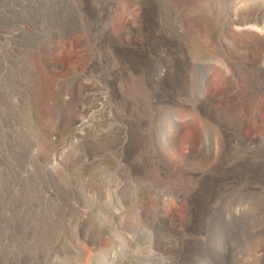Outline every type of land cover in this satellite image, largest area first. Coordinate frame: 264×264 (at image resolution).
<instances>
[{"label":"rangeland","instance_id":"374dc122","mask_svg":"<svg viewBox=\"0 0 264 264\" xmlns=\"http://www.w3.org/2000/svg\"><path fill=\"white\" fill-rule=\"evenodd\" d=\"M239 1L0 0V264H100L122 246L168 264H264V70L250 75L255 35L228 21L264 0ZM79 76L84 106L102 91L116 117L72 148V117L95 110L76 109ZM169 116L185 122L175 150Z\"/></svg>","mask_w":264,"mask_h":264},{"label":"bare ground","instance_id":"6f19581e","mask_svg":"<svg viewBox=\"0 0 264 264\" xmlns=\"http://www.w3.org/2000/svg\"><path fill=\"white\" fill-rule=\"evenodd\" d=\"M241 1L244 2V0H241ZM239 3H241V2L239 0H237V2L235 3L234 6L240 5ZM263 18H264V9L262 8V6H261V8L256 9V11L254 10V11H252L250 13H246V14H244L243 12L236 13V11L233 13V11H232V13L230 14V16L228 17V21H231V24H234V23H239V24L242 23L243 24L244 23L243 24L244 26H238L239 29L240 30L241 29H243V30L249 29L255 35V39H256V42L258 44V50H259L258 57H256V59L254 60V62H252V64L247 65V68H248L247 70L250 73V75L251 74L255 75V74L258 73V76L259 77L261 76V72L264 70V21H262L263 23L261 25L258 23V21L263 20ZM252 21H254V23H252ZM108 35H109V32H108ZM154 39L156 41V38H154ZM149 44L151 45V43L148 42L147 45H149ZM225 45H227V44H225ZM171 51L173 53H175V50L173 48H171ZM160 54H161V57H162L163 56L162 53H160ZM226 57H227V60H228V65H226L227 67L230 65L234 69L238 70V73L239 72H243V70L245 69V66L244 65L239 64L238 63L239 61L238 62L235 61L236 58H234L231 55H228L227 54ZM233 58H234V60H233ZM228 77L231 80V77L232 76L228 74ZM78 79L80 81L79 82V84H80V87H79L80 88V93L78 95L77 101H75V103L77 102L76 103V109L81 110L85 115L88 114L89 111H92V109H95V110L92 112L91 115L88 116L87 119H86V117H80V118H76V117L73 118L72 117L71 126L76 131L75 133H76V136H77V139L71 143V147L72 148H76V146L78 147V145L80 146L81 143L83 144L85 142V140H87L88 137L91 136V134H93V132H94V130H95L96 127H100L102 125L105 126L106 123L108 124V120H113L116 117L115 115H111L110 113H108V111H109V110H107L108 107H109V106H107V103L108 102H107V100H105L106 97L105 96L104 97L102 96V95H104L103 93H101L102 91L100 93L98 92L99 94L95 95L96 96L95 97V102L93 104H91L89 106H86V105L84 106L83 101H84L85 97H87L86 96L87 91L90 92L91 83H90L89 79L87 80L85 77H82V76H79ZM89 92H88V95H89ZM200 93L204 97V100L206 101V105H204V111L202 112V115H203L202 116V123H204L205 120H206V117H209L210 115H213L214 114V111H213L212 106H211V104L213 103V100L209 98L207 88H204L203 90H201ZM120 106H118V107L121 110V107L124 106V108H125V107H127V104H123L121 107ZM96 109L101 111V113H102L101 114V117L99 115H96V113H95V111H97ZM124 110H126V109H122V112L118 110V113L120 112V115H118V117H121V115L123 113L124 117H122V118H129L130 119L131 117L128 116V114H127L130 111L129 108H128V111H125L124 112ZM250 113L251 114H249V118L247 117L248 115L247 116L245 115V117H247V120H246L247 123H250L249 120H251L250 119L251 116L252 117H256V109L253 108V110ZM164 121H165L164 124H166V125H164V126H166L165 133L167 135H169L170 145L172 146L173 149L175 147L177 148V145L182 140V138H181V132H182L184 126H185V122L181 118H177L176 119V117L173 118V116H169ZM130 123L131 122L128 123L129 126H131ZM247 123H245V124L247 125ZM246 125H241V127H240L241 131L244 134H245V126ZM114 126H115L116 129L123 130L124 128H126L127 123L125 122V123L119 124V123L116 122V124H114ZM139 127H141V126L139 125ZM256 137H257L256 134L250 135V138H249L248 142L250 144L256 145V143H257ZM187 153L188 154L194 153L193 149L190 148V146L187 147ZM117 202H118V200H117ZM118 204H119L120 210L122 212H124L126 210V207L125 206H122L120 204V202H118ZM163 206H164L163 209H160L161 210L160 217H161V221L162 222H165L167 220L166 219V212H165V210H166L165 207H167V204L165 203ZM122 212H120V213H122ZM147 233L143 236L145 238V241L143 243H145L146 246L149 247L151 245V243H152V240H153L152 238L153 237H152V235L147 234ZM224 233H225L224 230L221 229V228H218L216 230V238H217V240H216V243L217 244L216 245L218 247L224 246V243H225V240H224V237H223L224 236ZM137 236L139 237V235H137ZM137 236H135V237H137ZM135 237L134 238H130V240H129L128 243H132V244H135V245L138 244V242L135 240L136 239ZM144 247L141 250L139 249L138 251L133 252V253H130V254H127L126 253V250H125L126 247L125 248H123V246L122 247H119V248H117L116 252H114V255L113 256H111L110 258H106V259L102 260L100 262V264H154V261H158V260L162 261V258L161 257H157V255H155L153 252L150 251L149 253H147V250L148 249H146V247L145 248ZM204 262H206V260L205 261L204 260L202 261V260H198L197 259V261L195 262V264H204ZM163 263L164 264H168V262H165V261ZM191 264H193V263H191Z\"/></svg>","mask_w":264,"mask_h":264}]
</instances>
